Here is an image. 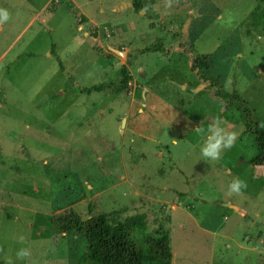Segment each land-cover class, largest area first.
<instances>
[{"label": "rangeland", "instance_id": "obj_1", "mask_svg": "<svg viewBox=\"0 0 264 264\" xmlns=\"http://www.w3.org/2000/svg\"><path fill=\"white\" fill-rule=\"evenodd\" d=\"M72 1L0 0V264H82L84 236L49 222L70 210L146 213L130 238L170 264H264V165L192 69L209 54L205 74L264 127V0H153V14L75 0L90 20ZM122 66L127 88L92 89ZM214 121L236 139L212 161L200 148Z\"/></svg>", "mask_w": 264, "mask_h": 264}, {"label": "trees", "instance_id": "obj_2", "mask_svg": "<svg viewBox=\"0 0 264 264\" xmlns=\"http://www.w3.org/2000/svg\"><path fill=\"white\" fill-rule=\"evenodd\" d=\"M136 11L147 10L154 13L153 0H130ZM209 54L194 52L192 69L197 73L207 87L219 98L226 110L235 114L250 133L256 144V154L250 159L252 165H264V127L259 124L247 101L237 90L227 92L215 78L205 74L208 68ZM118 83H102L94 85L93 90L110 89L120 92L127 88L130 77L126 66L119 70ZM146 213L139 212L116 220L107 214L100 213L86 220L70 211L53 215L49 222L57 233L73 229L81 233L86 241V252L82 264H170L156 258L142 249L130 238L138 228L146 223Z\"/></svg>", "mask_w": 264, "mask_h": 264}, {"label": "clouds", "instance_id": "obj_3", "mask_svg": "<svg viewBox=\"0 0 264 264\" xmlns=\"http://www.w3.org/2000/svg\"><path fill=\"white\" fill-rule=\"evenodd\" d=\"M9 20V11L6 8H0V24H4ZM199 131V129H197ZM207 137L200 148L201 156L209 160L215 161L220 158L221 152L224 149H229L235 139L236 133L226 131L218 125V122H213L209 125ZM246 187L243 180L234 177L228 184L229 193H240ZM16 258L21 259L30 255L29 249L21 247L16 251Z\"/></svg>", "mask_w": 264, "mask_h": 264}, {"label": "crops", "instance_id": "obj_4", "mask_svg": "<svg viewBox=\"0 0 264 264\" xmlns=\"http://www.w3.org/2000/svg\"><path fill=\"white\" fill-rule=\"evenodd\" d=\"M73 2V4H76L77 5V8L78 9H80V11H81V14L83 15V16H86L87 17V19H89L90 20V17L88 16V14H87V12L84 10V3L83 4H79L77 1H75V0H73L72 1ZM75 2V3H74Z\"/></svg>", "mask_w": 264, "mask_h": 264}, {"label": "water", "instance_id": "obj_5", "mask_svg": "<svg viewBox=\"0 0 264 264\" xmlns=\"http://www.w3.org/2000/svg\"><path fill=\"white\" fill-rule=\"evenodd\" d=\"M128 5L132 6L131 2H128L127 3ZM110 50L116 54H119V55H124V51H121V50H118V49H115V48H110Z\"/></svg>", "mask_w": 264, "mask_h": 264}]
</instances>
